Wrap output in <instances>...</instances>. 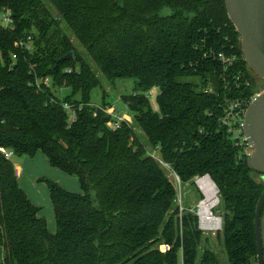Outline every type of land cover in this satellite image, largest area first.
Returning <instances> with one entry per match:
<instances>
[{
  "label": "trees",
  "instance_id": "1",
  "mask_svg": "<svg viewBox=\"0 0 264 264\" xmlns=\"http://www.w3.org/2000/svg\"><path fill=\"white\" fill-rule=\"evenodd\" d=\"M103 79L136 83L122 97L133 117L116 131L112 106L91 104ZM257 93L224 0H0V148L42 153L83 190L48 181L52 234L0 152V264H219L210 249L200 256L199 217L178 205L166 167L181 184L211 177L228 263L257 264L264 182L229 125L232 103Z\"/></svg>",
  "mask_w": 264,
  "mask_h": 264
},
{
  "label": "rangeland",
  "instance_id": "2",
  "mask_svg": "<svg viewBox=\"0 0 264 264\" xmlns=\"http://www.w3.org/2000/svg\"><path fill=\"white\" fill-rule=\"evenodd\" d=\"M54 15H56V13H54ZM79 50H81V48ZM184 81L198 84L201 83L199 79H184ZM256 83L258 91L261 94L264 91V81L256 76ZM135 87L136 83L133 80H117L115 83H110L103 79L102 85L91 92V104L93 106L100 107L105 100L106 104H110L112 107H115L127 116V119H131L133 115L123 103L122 97L133 94ZM208 87L213 93L218 92V79L216 77L210 78ZM70 94V89L58 88V95L62 98ZM77 98L78 96L76 99ZM149 99L152 108L155 111H158L157 90H153L150 93ZM150 153L154 157L160 158V152L158 150H150ZM12 162L15 168L16 166L21 167V175L18 177L20 186L25 191L30 201L40 208L39 215L46 219L49 231L52 234H55L57 226L47 183L48 181L56 182L68 192L82 194L83 190L80 186L78 178L52 167L42 153H38L35 157L13 155ZM166 173L177 185L178 205L181 209H187L198 214L199 204L206 198L204 192L201 191L196 184L198 178L194 179L190 183L181 184L179 183L178 178L174 176L167 167ZM201 199L203 200L200 202ZM212 212L216 217L221 218L224 214V207L217 204L213 208ZM206 249H210L215 253L219 264H229L226 252L223 248V241L219 238L218 232L203 231V244L200 247V256Z\"/></svg>",
  "mask_w": 264,
  "mask_h": 264
},
{
  "label": "water",
  "instance_id": "3",
  "mask_svg": "<svg viewBox=\"0 0 264 264\" xmlns=\"http://www.w3.org/2000/svg\"><path fill=\"white\" fill-rule=\"evenodd\" d=\"M224 1L229 19L241 38V50L244 60L255 75L264 81V0ZM73 57L74 53L71 52L60 59L57 65L67 62ZM244 123L243 135L252 149L248 165L254 172L261 175L264 182V91L247 109ZM206 177L213 182L217 190V201L219 202V189L210 176L203 178ZM212 214L211 212L210 215ZM197 215L199 217V227H201L199 210ZM217 219L222 224V218L217 217ZM255 228L258 250L257 264H264V192L257 205Z\"/></svg>",
  "mask_w": 264,
  "mask_h": 264
},
{
  "label": "built area",
  "instance_id": "4",
  "mask_svg": "<svg viewBox=\"0 0 264 264\" xmlns=\"http://www.w3.org/2000/svg\"><path fill=\"white\" fill-rule=\"evenodd\" d=\"M9 22H10V20L7 19L6 24H8ZM219 57L221 59H224V57L222 55H220ZM15 58L16 57L14 56V59ZM42 84L46 87H50L51 81H50V79H45V80H43ZM259 95H260V93H257L254 97H252V99L249 102L238 101V102L232 103L231 111L229 112V116L231 117V121L229 122V125L235 127L236 136L238 138L242 139V141L245 142L246 144H247V142L245 141V138L243 135V130H244V126H245V123H244L245 115H246V112H247V109L249 108V106L253 103V101ZM65 109L70 112L69 113L70 114V120H73L75 117V112L71 109V106L69 104H65ZM105 112L112 117V120L109 123V128L112 131H116V130L120 129L122 124L124 122H126L127 120H129V119H127V116H125L123 113H121V111L117 110L115 107H111V109L109 108ZM248 147H249L248 152H249V155L251 156L252 149L249 145H248ZM0 152L3 153L8 160H12V157H13L12 152L6 151V150L1 149V148H0ZM18 173L19 172L17 171V174ZM198 179H201V178H198ZM178 180H179V178H178ZM179 183H180V180H179ZM212 220L218 221V219L214 215V213L212 215L208 216L206 220H203L201 218L200 230L204 231V232L205 231H208V232H214V231L219 232V231H221L222 230V224H220L219 221H218L217 226H215V227H209V228L204 227L205 221L210 223V222H212ZM170 250H171V247L169 245H161L160 246V251L164 254L169 252Z\"/></svg>",
  "mask_w": 264,
  "mask_h": 264
},
{
  "label": "bare ground",
  "instance_id": "5",
  "mask_svg": "<svg viewBox=\"0 0 264 264\" xmlns=\"http://www.w3.org/2000/svg\"><path fill=\"white\" fill-rule=\"evenodd\" d=\"M198 187L201 191L204 192L206 198L203 203L200 204L199 213L203 220H206L210 213L212 212L213 208L219 204L217 201V190L214 187L213 182L209 178H203L197 180ZM218 221L212 220V222H204V227H215L217 226Z\"/></svg>",
  "mask_w": 264,
  "mask_h": 264
},
{
  "label": "crops",
  "instance_id": "6",
  "mask_svg": "<svg viewBox=\"0 0 264 264\" xmlns=\"http://www.w3.org/2000/svg\"><path fill=\"white\" fill-rule=\"evenodd\" d=\"M16 170L19 172V173H18V177H20V175H21V167L16 166Z\"/></svg>",
  "mask_w": 264,
  "mask_h": 264
}]
</instances>
